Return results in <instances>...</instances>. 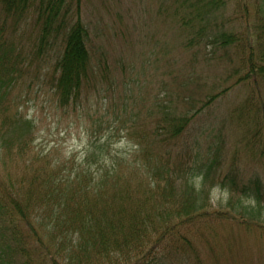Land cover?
Listing matches in <instances>:
<instances>
[{
  "label": "rangeland",
  "instance_id": "1",
  "mask_svg": "<svg viewBox=\"0 0 264 264\" xmlns=\"http://www.w3.org/2000/svg\"><path fill=\"white\" fill-rule=\"evenodd\" d=\"M71 1L72 13L89 28L94 47L99 48L94 62L102 72L96 81L102 91L92 90L83 104L60 106L49 83L53 46L35 43L30 20L18 25L9 20L0 41L12 48L8 73L14 83L0 99V113L31 123L24 128L22 123L0 120V177L31 170L30 163L38 166L35 156H44L52 166L53 160L87 156L93 149L97 154L109 150L104 156H115L114 152L128 156L136 142L128 135L133 132L147 135V153L136 156H182L189 163L208 155L219 160L222 174L231 172L237 188L252 177L264 185V138L253 133L264 128L261 116L254 115L264 90L260 83L254 86L252 76L238 80L246 74L239 63L243 47L239 54L216 50L208 60L203 52L184 49L190 28L179 22L193 0ZM215 1L211 26L238 34L246 25L251 30L264 26V0ZM190 21L194 24L195 18ZM171 78L177 115L187 109L194 112L196 102L208 93L218 97L192 119L181 138L165 143L155 141L151 132L159 112L154 102L163 99L158 84ZM182 93L186 102L175 98ZM128 123L132 128L127 131ZM24 135L26 146L21 149ZM211 185L207 183L204 191L207 213L185 229L193 249L185 245L169 250L173 251L169 264H264V204L227 182ZM41 237L53 248V232L50 236L43 231Z\"/></svg>",
  "mask_w": 264,
  "mask_h": 264
},
{
  "label": "trees",
  "instance_id": "2",
  "mask_svg": "<svg viewBox=\"0 0 264 264\" xmlns=\"http://www.w3.org/2000/svg\"><path fill=\"white\" fill-rule=\"evenodd\" d=\"M193 2L191 8H184L186 17L179 22L180 27L190 28L185 32L184 49L203 52L208 60L216 50L239 54L243 47L239 63L246 74L241 73L238 80L249 81L252 76L254 86L260 83L264 90V32L252 37L257 30L264 31V26L258 24L251 30L246 25L239 34L219 29L211 26L217 2ZM71 5V0H0V35L9 20L14 25L30 20L35 43L53 46L49 83L62 107L83 104L92 90L102 91L96 86L102 72L94 62L99 48L95 49L89 28L72 13ZM191 18L195 22L190 25ZM11 57L12 48L0 41V99L14 83L8 73ZM168 80L158 84L163 99L154 102L159 112L151 132L155 141L165 143L181 138L192 119L218 97L208 93L196 102L194 112L187 109L177 115L170 91L172 78ZM175 98L187 101L183 93ZM256 109L254 115L264 121V95ZM4 112L0 113L3 124L22 123L27 128L31 123ZM128 124L127 131L132 128ZM257 129L254 137L264 138L263 126ZM128 135L136 139L128 156L117 152L104 156L109 150L100 149L97 154L93 149L87 156L53 160V166L44 156H35L38 166L30 163L31 170L0 177V264H169L168 258L180 246L193 249L185 229L207 213V183L227 182L231 189L264 204V185L258 177L237 188L230 171L222 174L216 157L201 156L188 163L189 158L182 156H136L147 153V135ZM5 136L6 131L2 139L7 144ZM20 139L22 149L25 135ZM43 231L50 236L53 232V248L41 237Z\"/></svg>",
  "mask_w": 264,
  "mask_h": 264
}]
</instances>
